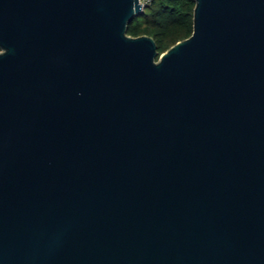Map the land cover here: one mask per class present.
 Listing matches in <instances>:
<instances>
[{"label": "water", "instance_id": "95a60500", "mask_svg": "<svg viewBox=\"0 0 264 264\" xmlns=\"http://www.w3.org/2000/svg\"><path fill=\"white\" fill-rule=\"evenodd\" d=\"M0 0V264H264V0Z\"/></svg>", "mask_w": 264, "mask_h": 264}, {"label": "trees", "instance_id": "16d2710c", "mask_svg": "<svg viewBox=\"0 0 264 264\" xmlns=\"http://www.w3.org/2000/svg\"><path fill=\"white\" fill-rule=\"evenodd\" d=\"M194 5V0H151L128 25V34L152 36L161 53L192 34Z\"/></svg>", "mask_w": 264, "mask_h": 264}, {"label": "built area", "instance_id": "2783aa9c", "mask_svg": "<svg viewBox=\"0 0 264 264\" xmlns=\"http://www.w3.org/2000/svg\"><path fill=\"white\" fill-rule=\"evenodd\" d=\"M150 1L151 0H140V3L142 5V7L145 8L149 4Z\"/></svg>", "mask_w": 264, "mask_h": 264}]
</instances>
